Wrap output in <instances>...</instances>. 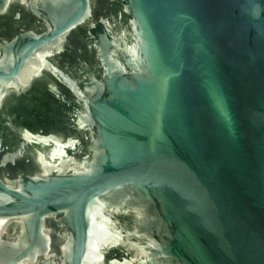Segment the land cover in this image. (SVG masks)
<instances>
[{
  "label": "water",
  "instance_id": "water-1",
  "mask_svg": "<svg viewBox=\"0 0 264 264\" xmlns=\"http://www.w3.org/2000/svg\"><path fill=\"white\" fill-rule=\"evenodd\" d=\"M0 264H264V0H0Z\"/></svg>",
  "mask_w": 264,
  "mask_h": 264
}]
</instances>
